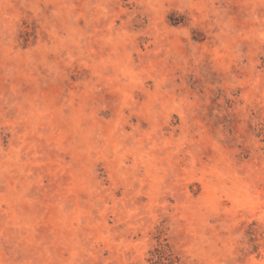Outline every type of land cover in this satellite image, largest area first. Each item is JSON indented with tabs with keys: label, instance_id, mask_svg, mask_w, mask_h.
Returning a JSON list of instances; mask_svg holds the SVG:
<instances>
[{
	"label": "rangeland",
	"instance_id": "obj_1",
	"mask_svg": "<svg viewBox=\"0 0 264 264\" xmlns=\"http://www.w3.org/2000/svg\"><path fill=\"white\" fill-rule=\"evenodd\" d=\"M0 264H264V0H0Z\"/></svg>",
	"mask_w": 264,
	"mask_h": 264
}]
</instances>
